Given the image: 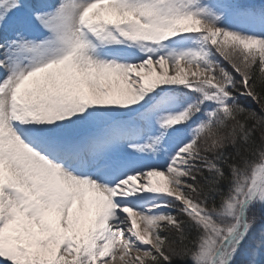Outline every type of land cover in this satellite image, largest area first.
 Here are the masks:
<instances>
[{
	"label": "snow or ice",
	"instance_id": "obj_1",
	"mask_svg": "<svg viewBox=\"0 0 264 264\" xmlns=\"http://www.w3.org/2000/svg\"><path fill=\"white\" fill-rule=\"evenodd\" d=\"M264 264V0H0V264Z\"/></svg>",
	"mask_w": 264,
	"mask_h": 264
},
{
	"label": "trees",
	"instance_id": "obj_2",
	"mask_svg": "<svg viewBox=\"0 0 264 264\" xmlns=\"http://www.w3.org/2000/svg\"><path fill=\"white\" fill-rule=\"evenodd\" d=\"M175 264H180V262L179 261H176Z\"/></svg>",
	"mask_w": 264,
	"mask_h": 264
},
{
	"label": "rangeland",
	"instance_id": "obj_3",
	"mask_svg": "<svg viewBox=\"0 0 264 264\" xmlns=\"http://www.w3.org/2000/svg\"><path fill=\"white\" fill-rule=\"evenodd\" d=\"M256 2L258 3V2H259V0H256Z\"/></svg>",
	"mask_w": 264,
	"mask_h": 264
}]
</instances>
